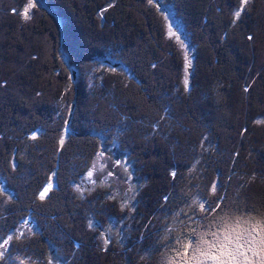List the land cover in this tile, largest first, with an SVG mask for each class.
I'll return each instance as SVG.
<instances>
[{
  "label": "trees",
  "instance_id": "1",
  "mask_svg": "<svg viewBox=\"0 0 264 264\" xmlns=\"http://www.w3.org/2000/svg\"><path fill=\"white\" fill-rule=\"evenodd\" d=\"M161 4L192 65L154 0H0V264H183L189 239L264 222V0ZM114 144L134 215L74 186Z\"/></svg>",
  "mask_w": 264,
  "mask_h": 264
},
{
  "label": "rangeland",
  "instance_id": "2",
  "mask_svg": "<svg viewBox=\"0 0 264 264\" xmlns=\"http://www.w3.org/2000/svg\"><path fill=\"white\" fill-rule=\"evenodd\" d=\"M159 3L161 12L164 14L167 25L168 34L170 37L174 38L175 41L184 50L186 58L188 59V64L192 65L194 50L192 49L188 35L184 31V27L181 22L175 18L174 12L171 8L162 6L159 0H154ZM31 5H29L25 10L31 12ZM106 148V146H104ZM111 148L113 149H102L97 156H95L90 168L86 171L85 175L80 179L79 183L74 185L76 190L80 194L90 193L92 190L97 188L105 189L109 192L106 195L109 200L117 202L116 204L122 206V209L127 212V210L134 215L136 213L137 197L139 190L141 189V181L137 178L138 172L135 170L134 164L129 161V158L122 153L118 152L116 144ZM52 185H46L44 191L42 192V197L47 196L48 192L54 187ZM170 217L167 216L166 219ZM36 225L33 221L27 220L18 229L16 233H13L7 241H3V247L7 248L9 240L14 238V236L19 235L23 237L24 235H30L37 231ZM111 231L109 228L107 230L102 229L101 237L102 240H107L109 242L111 239L119 237V239L126 240V227L124 225H118L116 222H111ZM125 231V234H122ZM54 255V252H52ZM58 264H63L58 262Z\"/></svg>",
  "mask_w": 264,
  "mask_h": 264
},
{
  "label": "snow or ice",
  "instance_id": "3",
  "mask_svg": "<svg viewBox=\"0 0 264 264\" xmlns=\"http://www.w3.org/2000/svg\"><path fill=\"white\" fill-rule=\"evenodd\" d=\"M28 18V11L24 12ZM212 190L215 191V185ZM203 207V204H201ZM191 240L178 253L183 264H264V222L258 221L250 226H222L219 232H212L211 239L197 242L189 256Z\"/></svg>",
  "mask_w": 264,
  "mask_h": 264
}]
</instances>
